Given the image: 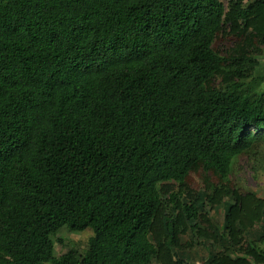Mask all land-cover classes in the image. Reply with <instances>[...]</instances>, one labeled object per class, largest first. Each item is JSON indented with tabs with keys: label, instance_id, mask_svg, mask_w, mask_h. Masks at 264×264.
<instances>
[{
	"label": "trees",
	"instance_id": "16d2710c",
	"mask_svg": "<svg viewBox=\"0 0 264 264\" xmlns=\"http://www.w3.org/2000/svg\"><path fill=\"white\" fill-rule=\"evenodd\" d=\"M263 54L264 0H0V264H264Z\"/></svg>",
	"mask_w": 264,
	"mask_h": 264
},
{
	"label": "rangeland",
	"instance_id": "374dc122",
	"mask_svg": "<svg viewBox=\"0 0 264 264\" xmlns=\"http://www.w3.org/2000/svg\"><path fill=\"white\" fill-rule=\"evenodd\" d=\"M261 65L263 67L262 73L264 74V54L261 58ZM260 91L264 93V83L262 84ZM253 167H255L253 158L244 156L239 157L233 166L234 179L244 190H250L264 200V176L262 173H254L252 169ZM193 180L195 185L199 181L197 177H193ZM210 216L216 226H221L223 220L222 210H211ZM91 236V229H86L80 233L71 232L67 228L60 229L52 238L54 242L55 256L59 257L70 250H75L79 254L83 253L87 248L88 240ZM190 254L192 263L204 264L207 256V252L204 248L196 247L191 250Z\"/></svg>",
	"mask_w": 264,
	"mask_h": 264
}]
</instances>
